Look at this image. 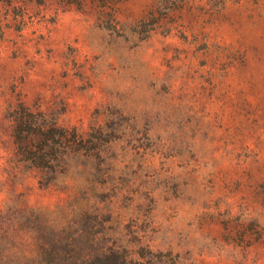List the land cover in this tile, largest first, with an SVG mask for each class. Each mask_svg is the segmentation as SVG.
I'll return each mask as SVG.
<instances>
[{
  "label": "rangeland",
  "instance_id": "374dc122",
  "mask_svg": "<svg viewBox=\"0 0 264 264\" xmlns=\"http://www.w3.org/2000/svg\"><path fill=\"white\" fill-rule=\"evenodd\" d=\"M0 264H264V0H0Z\"/></svg>",
  "mask_w": 264,
  "mask_h": 264
}]
</instances>
